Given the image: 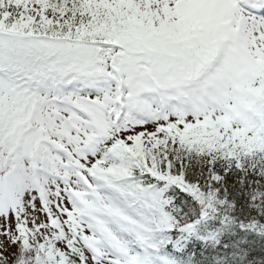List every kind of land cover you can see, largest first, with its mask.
Masks as SVG:
<instances>
[{"label":"snow or ice","instance_id":"obj_1","mask_svg":"<svg viewBox=\"0 0 264 264\" xmlns=\"http://www.w3.org/2000/svg\"><path fill=\"white\" fill-rule=\"evenodd\" d=\"M0 264H264V0H0Z\"/></svg>","mask_w":264,"mask_h":264}]
</instances>
